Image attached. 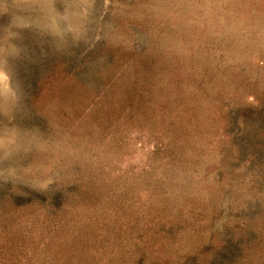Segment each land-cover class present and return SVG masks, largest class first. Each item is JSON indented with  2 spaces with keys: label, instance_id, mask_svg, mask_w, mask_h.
<instances>
[{
  "label": "rangeland",
  "instance_id": "obj_1",
  "mask_svg": "<svg viewBox=\"0 0 264 264\" xmlns=\"http://www.w3.org/2000/svg\"><path fill=\"white\" fill-rule=\"evenodd\" d=\"M0 264H264V0H0Z\"/></svg>",
  "mask_w": 264,
  "mask_h": 264
}]
</instances>
